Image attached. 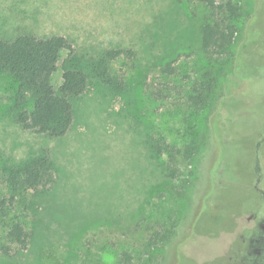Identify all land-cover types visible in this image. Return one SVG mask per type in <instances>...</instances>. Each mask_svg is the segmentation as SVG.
<instances>
[{
  "label": "rangeland",
  "instance_id": "rangeland-1",
  "mask_svg": "<svg viewBox=\"0 0 264 264\" xmlns=\"http://www.w3.org/2000/svg\"><path fill=\"white\" fill-rule=\"evenodd\" d=\"M234 1L239 31L217 61L200 48L207 8L196 1L0 0V39L70 42L55 90L68 64L87 75L67 131L51 137L17 121L33 96L0 71V264H117L123 251L134 264H264V0ZM108 50H121L108 63L119 90L91 71ZM208 70L213 100L194 111L187 95ZM151 135L194 141L197 154L178 155L169 178ZM42 155L50 178L14 189L12 171ZM15 223L23 246L8 235ZM158 231L167 238L150 245Z\"/></svg>",
  "mask_w": 264,
  "mask_h": 264
},
{
  "label": "trees",
  "instance_id": "trees-1",
  "mask_svg": "<svg viewBox=\"0 0 264 264\" xmlns=\"http://www.w3.org/2000/svg\"><path fill=\"white\" fill-rule=\"evenodd\" d=\"M189 1L202 3L207 8V14L204 16L200 27L202 52L212 56L214 60L229 55L239 31L237 20L241 16V8L238 2L234 0L221 2L215 0ZM71 49L72 46L68 39L57 34L45 37L23 34L12 40L0 39V71L8 73L21 92L29 90L33 96L31 110L23 109L17 115V121L23 128L51 137L61 136L67 131L72 120L70 99L83 92L87 83V75L82 69L68 64L62 71L61 83L57 90L51 84V77L57 68L61 53L71 51ZM120 52L121 50L105 51L91 66L92 73L114 90L121 89L122 85L109 73L108 63ZM215 83V72L208 70L203 79L192 84L191 91L185 101L186 104L194 111L205 110L213 100ZM146 145L155 155L166 154L163 164L169 178L178 176V155L183 161H189L197 154V146L194 141H189L182 147H178L169 145L160 135H151L146 139ZM18 167L16 171H12L9 177L14 189L20 185L33 187L50 178L48 173L49 160L45 155L34 158L30 163L21 164ZM3 205L4 201L0 200V210ZM231 205L232 203L229 207ZM8 235L20 246L25 244V232L21 225L13 224ZM151 236L152 239L148 241L150 245L157 244L167 238L159 231ZM247 250L249 253L253 252V246H247ZM233 251L234 259H238L242 247H236ZM248 256L241 258L242 264L245 262L247 264V260L253 258ZM261 257L257 260V256H255L254 259L256 260L253 264H260ZM117 264L134 263L131 261V255L123 251Z\"/></svg>",
  "mask_w": 264,
  "mask_h": 264
}]
</instances>
